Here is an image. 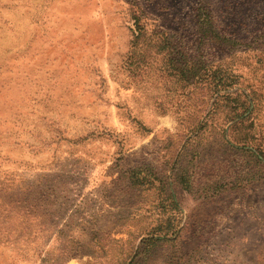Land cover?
<instances>
[{"label":"rangeland","instance_id":"obj_1","mask_svg":"<svg viewBox=\"0 0 264 264\" xmlns=\"http://www.w3.org/2000/svg\"><path fill=\"white\" fill-rule=\"evenodd\" d=\"M0 264H264V0H0Z\"/></svg>","mask_w":264,"mask_h":264},{"label":"crops","instance_id":"obj_2","mask_svg":"<svg viewBox=\"0 0 264 264\" xmlns=\"http://www.w3.org/2000/svg\"><path fill=\"white\" fill-rule=\"evenodd\" d=\"M49 123H52V121H50Z\"/></svg>","mask_w":264,"mask_h":264}]
</instances>
